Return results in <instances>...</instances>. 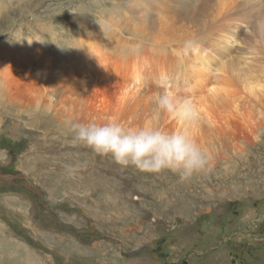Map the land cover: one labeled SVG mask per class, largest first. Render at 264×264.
<instances>
[{
	"label": "rangeland",
	"instance_id": "rangeland-1",
	"mask_svg": "<svg viewBox=\"0 0 264 264\" xmlns=\"http://www.w3.org/2000/svg\"><path fill=\"white\" fill-rule=\"evenodd\" d=\"M130 4L0 0V58H10L9 75L0 72V264H163L153 255L159 243L168 263L264 264V94L253 109L247 103L225 113L231 132L204 133L198 145L209 164L189 180L121 168L72 143L75 122L61 115L53 93L90 40L108 46L96 72L111 91L115 82L106 80L127 69L116 63L119 41L131 38ZM26 40L40 50L17 47ZM40 53L48 55L49 79L29 67L39 66L28 60ZM252 61L264 66L259 55ZM107 96L78 122H106ZM137 99L123 102L116 119ZM171 122L164 114L159 127L171 131ZM248 227L254 236L241 232Z\"/></svg>",
	"mask_w": 264,
	"mask_h": 264
},
{
	"label": "bare ground",
	"instance_id": "bare-ground-1",
	"mask_svg": "<svg viewBox=\"0 0 264 264\" xmlns=\"http://www.w3.org/2000/svg\"><path fill=\"white\" fill-rule=\"evenodd\" d=\"M130 10L131 38L119 41L121 52L116 63L120 69H127L106 80L115 82L111 91L101 89L103 77L96 72L100 50L108 47L101 40L87 41L76 58L81 63L74 60L67 67L75 65L77 70H67L69 73L60 78L59 91L52 99L57 100L56 108L67 121L84 120L87 105L108 95L101 118L119 121L126 127L149 123L159 126L164 114L156 115L152 96L162 81L169 82L172 90L195 108L198 115L190 133L197 143L203 144L204 133L232 131V115H225L229 109L237 110L247 103L255 108L252 103L264 94V66L252 61L258 55L264 59V52H257L264 51V0H131ZM142 42L144 48H138ZM31 44L26 40L17 47H29L31 54L36 48L40 50ZM22 54H26L23 48L14 53L17 57ZM38 55L28 63L39 61V66L33 63L29 67L36 68L37 78L49 79L48 55ZM93 57L95 70L91 66ZM9 61V57L0 58L3 74L10 73L6 65ZM72 73H77L76 79ZM147 83L148 89L140 92L141 85ZM131 98L140 100L129 103L117 120L120 105ZM171 120L173 130L180 127ZM167 258H161L164 264Z\"/></svg>",
	"mask_w": 264,
	"mask_h": 264
},
{
	"label": "clouds",
	"instance_id": "clouds-1",
	"mask_svg": "<svg viewBox=\"0 0 264 264\" xmlns=\"http://www.w3.org/2000/svg\"><path fill=\"white\" fill-rule=\"evenodd\" d=\"M152 103L157 116L167 114L180 127L166 131L155 123L126 127L116 120L76 122L71 125L72 143L111 158L121 168L133 167L141 173L170 172L185 181L206 171L209 156L190 133L198 115L193 105L166 81L154 92Z\"/></svg>",
	"mask_w": 264,
	"mask_h": 264
},
{
	"label": "water",
	"instance_id": "water-1",
	"mask_svg": "<svg viewBox=\"0 0 264 264\" xmlns=\"http://www.w3.org/2000/svg\"><path fill=\"white\" fill-rule=\"evenodd\" d=\"M162 245V243H159V247L157 249L156 254H158L159 257H161L162 259H166L169 256V251L167 249H163L160 246ZM180 264H187V262L185 260L179 262ZM164 264V263H163ZM165 264H168L165 262ZM175 264V263H172Z\"/></svg>",
	"mask_w": 264,
	"mask_h": 264
},
{
	"label": "flooded vegetation",
	"instance_id": "flooded-vegetation-1",
	"mask_svg": "<svg viewBox=\"0 0 264 264\" xmlns=\"http://www.w3.org/2000/svg\"><path fill=\"white\" fill-rule=\"evenodd\" d=\"M241 232H243L244 234L247 233L248 235L250 234L249 236H254V235H251V234H253V231L250 230V227H248L246 231H241ZM232 234H234V233H232ZM235 259H237V258H235ZM187 264H189V263L187 262ZM231 264H242V263L241 262L237 263V260L234 261V259H232Z\"/></svg>",
	"mask_w": 264,
	"mask_h": 264
}]
</instances>
